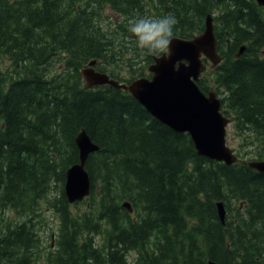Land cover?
Returning a JSON list of instances; mask_svg holds the SVG:
<instances>
[{
    "label": "trees",
    "instance_id": "16d2710c",
    "mask_svg": "<svg viewBox=\"0 0 264 264\" xmlns=\"http://www.w3.org/2000/svg\"><path fill=\"white\" fill-rule=\"evenodd\" d=\"M209 13L223 57L213 75L229 91L239 148L264 159L257 0H0V264H264V173L198 155L190 134L122 89L87 87L81 74L97 59L125 82L136 65L152 63L129 19L172 14L174 35L191 38ZM83 129L100 149L86 163L90 196L71 204L66 171L79 162ZM42 202L59 219L53 247L41 245Z\"/></svg>",
    "mask_w": 264,
    "mask_h": 264
},
{
    "label": "water",
    "instance_id": "95a60500",
    "mask_svg": "<svg viewBox=\"0 0 264 264\" xmlns=\"http://www.w3.org/2000/svg\"><path fill=\"white\" fill-rule=\"evenodd\" d=\"M264 5V0H257ZM205 29L191 39L174 37L169 47V54L156 57L149 69L154 73L152 79L141 78L130 84H121L111 79L106 73L96 72L86 66L82 69L88 86L110 84L116 88L129 90L132 95L164 124L177 132H189L197 153L212 160L223 161L231 165L238 161L237 155L228 146L226 126L229 119L220 112V102L214 97H206L196 84L206 66L202 54L217 65L221 55L217 52V38L214 29V18L208 14ZM246 46L240 48L241 55ZM186 60L189 64L183 62ZM179 62V67H176ZM95 61L90 62V66ZM79 150V163L67 171L65 192L70 202L82 200L90 193V180L85 170L88 156L99 150L85 130L76 137ZM251 168L264 172V160H251ZM125 206L129 207L126 203ZM222 219L225 218L223 203H219ZM208 264H218L209 261Z\"/></svg>",
    "mask_w": 264,
    "mask_h": 264
},
{
    "label": "clouds",
    "instance_id": "9594fccd",
    "mask_svg": "<svg viewBox=\"0 0 264 264\" xmlns=\"http://www.w3.org/2000/svg\"><path fill=\"white\" fill-rule=\"evenodd\" d=\"M177 23L172 14L162 17L146 15L129 19L127 30L135 37V46L142 55L159 56L168 52Z\"/></svg>",
    "mask_w": 264,
    "mask_h": 264
},
{
    "label": "rangeland",
    "instance_id": "374dc122",
    "mask_svg": "<svg viewBox=\"0 0 264 264\" xmlns=\"http://www.w3.org/2000/svg\"><path fill=\"white\" fill-rule=\"evenodd\" d=\"M110 12L111 11L109 10V13ZM56 63H58V61ZM4 64L8 65L9 63L5 62ZM227 139H228L229 145L231 147H233V148L240 147L241 139H239V137L236 133V129L232 126V124L228 127ZM242 155H243V153H242ZM41 207L43 208L42 216L35 218V220L37 222V226L42 230L41 232L38 231L40 234V237H41V245L43 247H46L51 242L52 247H53L54 240L52 241L51 237L54 236V234L58 228V223H59V219L56 215L57 212L54 208H52L50 206L48 207L45 202H42ZM80 207H85V205H80ZM74 209L78 210V208H74ZM6 214L8 217L13 218V220H16L18 218L15 215L14 211H8ZM37 220H39V221H37ZM52 247L43 248V251H44L43 255L46 251L52 249Z\"/></svg>",
    "mask_w": 264,
    "mask_h": 264
},
{
    "label": "bare ground",
    "instance_id": "6f19581e",
    "mask_svg": "<svg viewBox=\"0 0 264 264\" xmlns=\"http://www.w3.org/2000/svg\"><path fill=\"white\" fill-rule=\"evenodd\" d=\"M260 6H263L264 7V5H260ZM212 14V13H211ZM222 61H223V59L216 65V67H218L221 63H222ZM86 65V64H85ZM151 65V64H150ZM149 65V66H150ZM215 67V68H216ZM85 81V83H86V85L88 84V82L86 81V80H84ZM103 85H105V84H103ZM98 86H102V85H98ZM87 87H91V86H88L87 85ZM93 87H97V86H93ZM227 92L229 93V91L227 90ZM202 93H204L205 94V96L206 97H214V99L216 100H219V102H220V110H219V112L222 114V115H224V116H226L227 118H229L230 120H232V122H234L235 124H236V112H235V110H232V109H230V108H228L227 106H226V100H223L222 101V99H221V97H219L218 96V94L216 93V91H212V92H210L209 93V95H207L205 92H202ZM135 98V97H134ZM224 103V104H223ZM145 107V106H144ZM146 108V107H145ZM147 109V108H146ZM148 110V109H147ZM149 112H150V110H148ZM230 112H232L233 114H234V117H232L231 118V113ZM151 113V112H150ZM228 113V114H227ZM154 117H156L153 113H151ZM157 118V117H156ZM158 119V118H157ZM160 120V119H159ZM161 121V120H160ZM162 122V121H161ZM163 123V122H162ZM260 135V134H259ZM89 157H90V155L88 156V158H87V160L86 161H88V159H89ZM88 176H89V180H90V186H92V180H91V177H90V175H89V173H88ZM65 185H66V182H65ZM126 203H128L129 204V207H130V209L133 211V207H132V204L129 202V201H125L124 202V204H123V206L124 207H126L125 206V204ZM219 203H223V205H224V209H225V218H224V220L222 219V217H221V214H220V211H219V206H218V204ZM217 206H218V212H219V216H220V218H221V220H222V222L223 223H226V217H227V209H226V207H225V204H224V202L223 201H218V203H217ZM7 215V214H6ZM52 234V233H51ZM54 234V233H53Z\"/></svg>",
    "mask_w": 264,
    "mask_h": 264
},
{
    "label": "flooded vegetation",
    "instance_id": "af4514ba",
    "mask_svg": "<svg viewBox=\"0 0 264 264\" xmlns=\"http://www.w3.org/2000/svg\"><path fill=\"white\" fill-rule=\"evenodd\" d=\"M258 2V1H257ZM259 4V3H258ZM260 5V4H259ZM227 46H230V43L229 41H227ZM262 54H264V49L262 50ZM207 70L206 72H204L201 76H200V79H199V84H201V89L207 94L209 95L210 92H212L211 90H215L216 93L218 94L219 97H221L222 101L223 100H226L227 97H228V92H227V89L222 87V86H218L217 88L214 87V88H211L210 86H206L204 85L207 81H209V78H207V72L210 71V70H215V69H211V65L210 63L207 64ZM224 104V103H223ZM231 114V118L234 117V114L232 112H230ZM228 114V113H227ZM247 157L250 156V154H246Z\"/></svg>",
    "mask_w": 264,
    "mask_h": 264
}]
</instances>
